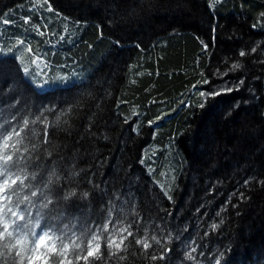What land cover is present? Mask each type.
Returning <instances> with one entry per match:
<instances>
[{"label": "trees", "instance_id": "obj_1", "mask_svg": "<svg viewBox=\"0 0 264 264\" xmlns=\"http://www.w3.org/2000/svg\"><path fill=\"white\" fill-rule=\"evenodd\" d=\"M0 41V264H264V0H0Z\"/></svg>", "mask_w": 264, "mask_h": 264}, {"label": "rangeland", "instance_id": "obj_2", "mask_svg": "<svg viewBox=\"0 0 264 264\" xmlns=\"http://www.w3.org/2000/svg\"><path fill=\"white\" fill-rule=\"evenodd\" d=\"M7 51H8V48L5 45V43L0 41V54L6 53ZM21 62H22L26 77H28V79H30V81L33 84L39 85V87L41 88L54 87V83L51 82V80L49 79V64L41 65L38 61H36L34 65H31L22 56H21ZM31 67H34L36 68V70H38L37 75H32L29 72V69ZM45 75H46V78L45 79L42 78V77H45Z\"/></svg>", "mask_w": 264, "mask_h": 264}]
</instances>
